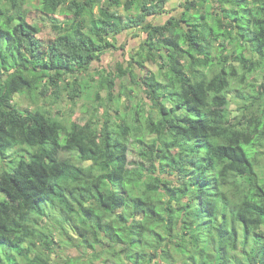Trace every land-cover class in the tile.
<instances>
[{"label":"trees","instance_id":"1","mask_svg":"<svg viewBox=\"0 0 264 264\" xmlns=\"http://www.w3.org/2000/svg\"><path fill=\"white\" fill-rule=\"evenodd\" d=\"M27 1L0 0V264H50L52 218L91 262L264 264V81H250L264 72V0H214L215 16L197 17L188 15L206 0H187L161 25L147 18L169 0ZM121 6L137 13L123 19ZM48 20L62 32L39 38ZM136 28L145 53L129 63H159L139 74L157 117L60 121L14 102L100 99L103 89L112 99L114 76L92 84L83 74ZM232 90L243 99L236 113Z\"/></svg>","mask_w":264,"mask_h":264},{"label":"rangeland","instance_id":"2","mask_svg":"<svg viewBox=\"0 0 264 264\" xmlns=\"http://www.w3.org/2000/svg\"><path fill=\"white\" fill-rule=\"evenodd\" d=\"M187 0H169V18L180 17L183 11V3ZM36 5H40V0H28L26 7L34 10ZM216 2L214 0H206L203 5L199 4L196 9H193L188 16L197 17L196 13H205L206 10L212 12L215 16L214 9ZM137 8V7H136ZM133 7L130 11H127L123 6L118 8V12L126 19L129 15L136 14L137 10ZM94 11L99 14V7L96 6ZM199 11V12H197ZM70 13V12H69ZM72 14V12L70 13ZM187 16V17H188ZM210 18L213 21L214 17ZM65 15L63 13H56L55 22L64 24ZM64 19V20H63ZM61 20V22H60ZM30 21V20H29ZM40 21V26L38 27L37 36L39 38H54L62 30H58L54 26V22L48 20L42 25ZM185 27L186 24L183 22ZM146 39V34L141 30L136 31L131 29L126 30L124 34H118L112 41L117 48H109L101 56L100 60H95L88 71L83 74V78L89 83L96 84L100 80V76L115 77V87L113 88L114 95L110 99V95L107 94V90L103 89L101 91V98L96 99L95 95H91L92 98H87L82 96L77 102L71 100L68 94H64L60 102L54 100L53 97H43L38 95L36 99L32 97V94H16L14 97V102L21 109L35 110L37 108H43L49 110L51 115L60 121H70L78 120L80 122H85L87 118H96L101 116L106 110H110L112 114V120L116 123H122L125 119V115L128 114V120L132 125L136 119V116L144 117L152 115L157 117L158 112L154 107L152 101L148 97L145 85L141 80L140 75L145 72L152 71L155 73L159 72V63H153L152 61H146L143 67L138 63L132 61L131 57L136 55V53L144 52L142 44ZM249 54V53H248ZM140 60L143 57L139 58ZM123 62L124 66L133 68L138 74L135 79L130 77H118V71L116 69V64ZM232 62L235 65H239V59L233 58ZM203 71V68H201ZM205 73L208 71L205 69ZM118 77V78H117ZM250 81L255 82L257 86L261 85L264 81V72L262 69L254 72L251 76ZM249 88L245 87V92H249ZM237 90H232L229 94L230 105L229 109L232 113H236V109L242 104L243 99L239 96ZM116 110H119L118 112ZM135 152V151H134ZM136 152L131 154L130 159L135 156ZM64 155H67L64 153ZM264 163V155H263ZM160 173V172H159ZM164 176L165 174H161ZM52 219H45L47 223V232L53 237L54 243L52 245L53 251L50 254V264H104L103 259H95L90 261L91 257L88 254L89 251L83 246H77L78 240L69 241V237L59 229V226ZM70 234L77 236V234L70 229ZM69 241L70 243H67ZM104 247V243L98 245V250ZM41 254L47 253L42 242L37 249ZM160 256V255H158ZM106 257V255H104ZM119 259V258H117ZM119 264L118 261H116Z\"/></svg>","mask_w":264,"mask_h":264},{"label":"crops","instance_id":"3","mask_svg":"<svg viewBox=\"0 0 264 264\" xmlns=\"http://www.w3.org/2000/svg\"><path fill=\"white\" fill-rule=\"evenodd\" d=\"M184 11V9H183ZM182 11V12H183ZM169 20V1L168 3L166 4L165 8L163 11L157 13V14H153V15H150L148 18H147V22H151L153 23L154 25H161V24H164L165 22H167ZM134 30V29H133ZM136 31H139L140 29L139 28H136L135 29ZM128 31V30H127ZM130 31V30H129ZM142 31V30H141ZM126 31H123L121 32L120 34H124ZM143 32V31H142ZM145 34V33H144Z\"/></svg>","mask_w":264,"mask_h":264}]
</instances>
